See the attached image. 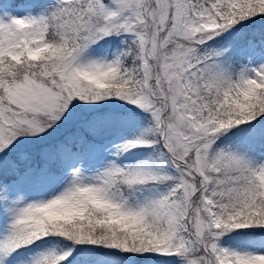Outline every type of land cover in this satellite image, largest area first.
Segmentation results:
<instances>
[{
    "label": "snow or ice",
    "instance_id": "snow-or-ice-1",
    "mask_svg": "<svg viewBox=\"0 0 264 264\" xmlns=\"http://www.w3.org/2000/svg\"><path fill=\"white\" fill-rule=\"evenodd\" d=\"M0 264H264V0H0Z\"/></svg>",
    "mask_w": 264,
    "mask_h": 264
}]
</instances>
